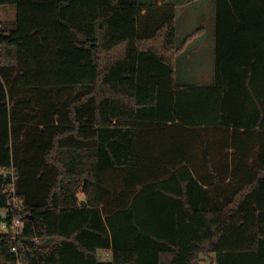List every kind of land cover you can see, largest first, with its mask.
<instances>
[{"label": "trees", "instance_id": "obj_1", "mask_svg": "<svg viewBox=\"0 0 264 264\" xmlns=\"http://www.w3.org/2000/svg\"><path fill=\"white\" fill-rule=\"evenodd\" d=\"M178 2L0 0V264H264V0H215L191 84Z\"/></svg>", "mask_w": 264, "mask_h": 264}, {"label": "rangeland", "instance_id": "obj_2", "mask_svg": "<svg viewBox=\"0 0 264 264\" xmlns=\"http://www.w3.org/2000/svg\"><path fill=\"white\" fill-rule=\"evenodd\" d=\"M166 1V0H160ZM181 1V0H180ZM189 2L187 0H182ZM187 7L189 10L187 13H180L179 8L177 12V28L176 36L178 40H182L187 34L195 30L197 27H203L208 33L211 28L210 17L212 12V0H190ZM181 12H185L184 10ZM15 17V7L13 5H0V28L6 26L5 22L12 21ZM206 32L202 37L198 38V41L206 38ZM197 42V41H196ZM190 48L196 47L195 44L189 46ZM193 57L191 59L182 58L179 60V64L176 68L175 79L178 83H210L213 80L212 70L214 58L211 55V51L208 47H200L198 50L192 52ZM183 59V60H182ZM2 170H0L1 173ZM6 209L0 208V214H5ZM5 229V225L0 223V231ZM110 253L108 251H99L98 256L101 259H108ZM214 258V253H211ZM201 264H215L214 261L209 259L208 256H204Z\"/></svg>", "mask_w": 264, "mask_h": 264}, {"label": "crops", "instance_id": "obj_3", "mask_svg": "<svg viewBox=\"0 0 264 264\" xmlns=\"http://www.w3.org/2000/svg\"><path fill=\"white\" fill-rule=\"evenodd\" d=\"M189 2H191L190 0H187ZM189 2H184V1H180L177 3V7L179 8L180 13H187L189 14L187 11L189 10V8L187 7ZM185 11V12H181V11ZM214 10H215V0H212V12H211V17H210V30L209 33L203 28V27H197L200 28L196 33H194V36H192L186 43V46L183 50L182 53V58H188L191 59L193 57V53L194 51L198 50L201 46L202 47H208V50L211 51V55L213 57V46H214ZM177 18V17H176ZM192 32V31H191ZM206 32V38L203 40H199L198 38L202 37L203 33ZM197 41V42H196ZM195 44L196 47L194 48H190L189 46ZM182 59V60H183ZM212 77H213V70H212ZM209 257V259H211L212 261H214V258L211 256V254L207 255ZM204 257V256H203ZM204 259V258H203ZM215 263V262H214Z\"/></svg>", "mask_w": 264, "mask_h": 264}, {"label": "built area", "instance_id": "obj_4", "mask_svg": "<svg viewBox=\"0 0 264 264\" xmlns=\"http://www.w3.org/2000/svg\"><path fill=\"white\" fill-rule=\"evenodd\" d=\"M6 190L8 191V207L6 208V210L13 213V217L9 226L12 227L13 230H17L22 227L20 213V211L22 210V200L13 194L14 190L12 187L7 188Z\"/></svg>", "mask_w": 264, "mask_h": 264}, {"label": "water", "instance_id": "obj_5", "mask_svg": "<svg viewBox=\"0 0 264 264\" xmlns=\"http://www.w3.org/2000/svg\"><path fill=\"white\" fill-rule=\"evenodd\" d=\"M88 172L85 173V179H88Z\"/></svg>", "mask_w": 264, "mask_h": 264}]
</instances>
